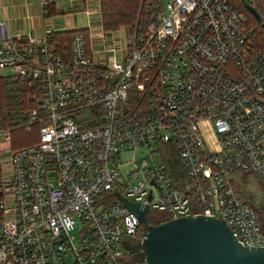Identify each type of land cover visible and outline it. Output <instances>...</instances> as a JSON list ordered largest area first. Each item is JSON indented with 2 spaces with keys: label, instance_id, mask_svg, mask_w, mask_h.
I'll return each instance as SVG.
<instances>
[{
  "label": "built area",
  "instance_id": "built-area-1",
  "mask_svg": "<svg viewBox=\"0 0 264 264\" xmlns=\"http://www.w3.org/2000/svg\"><path fill=\"white\" fill-rule=\"evenodd\" d=\"M249 2L259 27L231 0H167L122 43L101 25L98 56L82 30L60 47L51 28L12 36L0 21V70L36 102L31 142L12 147L0 123V264H134L124 243L145 226L120 197L148 224L202 214L264 247L229 180L251 170L264 186V0Z\"/></svg>",
  "mask_w": 264,
  "mask_h": 264
},
{
  "label": "water",
  "instance_id": "water-1",
  "mask_svg": "<svg viewBox=\"0 0 264 264\" xmlns=\"http://www.w3.org/2000/svg\"><path fill=\"white\" fill-rule=\"evenodd\" d=\"M249 10L259 21L258 12ZM120 199L145 226L139 247L133 248L124 243L128 254L142 252L144 264H264V247L242 245L234 231L221 219L188 214L148 224L145 218L147 206L124 197ZM130 221L134 227L137 225L131 217Z\"/></svg>",
  "mask_w": 264,
  "mask_h": 264
},
{
  "label": "trees",
  "instance_id": "trees-1",
  "mask_svg": "<svg viewBox=\"0 0 264 264\" xmlns=\"http://www.w3.org/2000/svg\"><path fill=\"white\" fill-rule=\"evenodd\" d=\"M235 1H238L237 3ZM142 0H99V9L101 14V25L107 32L117 29L119 26L128 25L133 26L137 20L140 11ZM234 6L245 14L249 22L260 26L257 23L252 12L259 11L251 6L249 0H231ZM236 4H235V3ZM159 11V6L154 5L150 0H144L142 5L139 22L141 26L147 27L156 21ZM51 14L50 5L48 7V15ZM71 37L70 31L55 32L54 39L60 44V47H67ZM62 45V46H61ZM30 93V88L27 83L20 79L11 80L10 78H0V123L6 128L16 127L27 119V110L36 106V102L28 99L27 95ZM13 135L12 146L18 147L25 145L28 140H33L25 134L23 128L10 130ZM25 134L28 140L18 142L14 139L17 133ZM31 137V136H30ZM33 138V136H32ZM30 141V142H31ZM262 221H264V212L261 210ZM130 257V255L128 256ZM134 264H139L133 262Z\"/></svg>",
  "mask_w": 264,
  "mask_h": 264
},
{
  "label": "crops",
  "instance_id": "crops-1",
  "mask_svg": "<svg viewBox=\"0 0 264 264\" xmlns=\"http://www.w3.org/2000/svg\"><path fill=\"white\" fill-rule=\"evenodd\" d=\"M94 0H49L51 14L45 18L41 16L38 0H0V21L3 22L4 30H16L13 23L24 20V25L32 35H40L43 27H48L56 32L82 30L88 39V44L93 56H98L97 45L101 42V23L96 28L89 17L94 11L87 9ZM99 2V0H97ZM99 4V3H98ZM81 16V17H80ZM40 18V29L33 33V19ZM100 22V20H99ZM19 31L11 34L16 36L27 33ZM10 34V33H9Z\"/></svg>",
  "mask_w": 264,
  "mask_h": 264
},
{
  "label": "rangeland",
  "instance_id": "rangeland-1",
  "mask_svg": "<svg viewBox=\"0 0 264 264\" xmlns=\"http://www.w3.org/2000/svg\"><path fill=\"white\" fill-rule=\"evenodd\" d=\"M150 1L153 2L154 5L159 6V3L162 5H165L167 0H150ZM235 2L237 3L238 1H235ZM98 3L99 2L97 0H94L91 3L90 7L87 8V9L91 10L92 12L94 11V13H92L90 16H87L85 14V17H89L92 20L93 25L96 28L98 27V25L100 23L99 22V15L97 14V11L99 9ZM143 4H144V1H143ZM33 22H34V24H33L34 28L32 29V31H33V33H37L38 32L37 30L40 29V25H39L40 24V18H37V20H36V18H34ZM154 23L155 22H153L152 24H154ZM13 24H14V27L16 28V30H10V32H9L10 35L13 34L14 32H16L17 29H19V31H26V32L28 31V28H26V25H24V20H19V22H17V24L16 23H13ZM127 27H128V25L119 26L117 29L110 31V33H112V34H108V37L111 36L112 38H116L120 42L121 41L123 42V38L125 36V31H127L126 30ZM100 45L101 44L99 43L96 46L97 49L100 48ZM4 77L10 78L11 80H16V78L14 76H12L11 71L0 70V78H4ZM32 93H33L32 91H30V93H28V95H27L28 99H31ZM30 110L31 109L27 110V115L29 114ZM27 119H28V117H27ZM27 119H25V121ZM23 123H21V124H23ZM21 124H19L16 127L14 126V127H10V128H6L4 126H2V127L5 130L15 129L17 132V129H20ZM11 135H13V134L11 133ZM29 138L32 139V137H29ZM14 139L18 142H20V141L24 142V140H28L26 138L25 134L23 133V131L20 134L17 133L14 136ZM28 141L30 142L31 140H28ZM0 142H1V148L4 151H7L8 146L12 144V143L9 144V142H7L5 139H2V138L0 139ZM29 142H27V143H29ZM229 180H230L232 186L236 189V191L245 200L249 201L254 207H256V208H258L264 212V186L253 171H251V170H240V171L234 172V173L229 175ZM263 224H264V221H263ZM135 256L137 257V261L134 260L135 258H133L132 256L129 257L130 261L131 262H141L140 264H143L142 252L137 253ZM68 264H69V262H68Z\"/></svg>",
  "mask_w": 264,
  "mask_h": 264
},
{
  "label": "flooded vegetation",
  "instance_id": "flooded-vegetation-1",
  "mask_svg": "<svg viewBox=\"0 0 264 264\" xmlns=\"http://www.w3.org/2000/svg\"><path fill=\"white\" fill-rule=\"evenodd\" d=\"M258 211H259V214L261 215V214H262V213H261V210L258 209ZM136 248H137V247H136ZM137 253H139V251L130 254V256H132L133 258H135L134 260H136V261H137V257H136L135 255H136ZM137 263H141V262H137Z\"/></svg>",
  "mask_w": 264,
  "mask_h": 264
}]
</instances>
